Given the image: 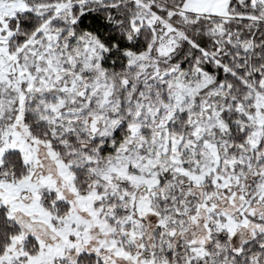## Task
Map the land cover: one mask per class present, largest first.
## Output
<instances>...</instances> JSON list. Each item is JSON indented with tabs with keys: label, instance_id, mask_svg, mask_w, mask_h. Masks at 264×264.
<instances>
[{
	"label": "snow or ice",
	"instance_id": "obj_1",
	"mask_svg": "<svg viewBox=\"0 0 264 264\" xmlns=\"http://www.w3.org/2000/svg\"><path fill=\"white\" fill-rule=\"evenodd\" d=\"M0 264H264V0H0Z\"/></svg>",
	"mask_w": 264,
	"mask_h": 264
}]
</instances>
